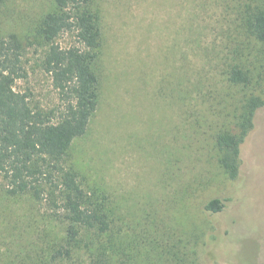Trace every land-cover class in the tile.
I'll return each mask as SVG.
<instances>
[{
    "label": "rangeland",
    "instance_id": "1",
    "mask_svg": "<svg viewBox=\"0 0 264 264\" xmlns=\"http://www.w3.org/2000/svg\"><path fill=\"white\" fill-rule=\"evenodd\" d=\"M97 6L99 104L71 160L88 192L117 204L116 264H171L169 246L201 229L199 209L213 198L226 207L212 264H264V108L234 182L214 160L213 132L202 128L234 112L212 93L216 7L211 0H97ZM51 8L52 0H5L0 28L25 36ZM57 42L66 47L73 38ZM245 45L255 64L254 43ZM41 53L26 50L27 78L15 90L28 94L33 108L49 109L59 101ZM218 83L217 90L246 98V90ZM255 93L264 99V87ZM60 234L43 205L8 195L0 178V264H89L86 256L52 259Z\"/></svg>",
    "mask_w": 264,
    "mask_h": 264
},
{
    "label": "trees",
    "instance_id": "2",
    "mask_svg": "<svg viewBox=\"0 0 264 264\" xmlns=\"http://www.w3.org/2000/svg\"><path fill=\"white\" fill-rule=\"evenodd\" d=\"M5 0H0V9ZM218 17L210 31L219 37L214 48V95L218 106L233 114L202 126L211 136L214 160L230 182L240 176L243 146L254 139L264 99V0H211ZM69 34L66 47L57 41ZM254 43L255 64L248 61ZM41 50L40 67L49 75L58 104L33 108L28 94L15 90L27 78L24 56ZM101 52V12L97 0H52V8L20 36L0 28V178L10 196H30L43 205L61 230L54 261L81 259L89 264H116V202L88 192L71 160L75 140L83 137L99 104L96 66ZM182 54V53H181ZM247 55V56H246ZM255 66V69L252 66ZM255 70L257 73L255 74ZM246 90V98L227 95L224 86ZM227 103V106H224ZM225 201L213 198L201 205V229L187 240L178 239L167 252L171 264H212L218 260L219 215ZM59 236V235H58ZM188 245L189 249H188Z\"/></svg>",
    "mask_w": 264,
    "mask_h": 264
}]
</instances>
